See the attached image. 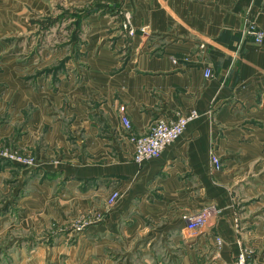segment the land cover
<instances>
[{
    "label": "crops",
    "instance_id": "1",
    "mask_svg": "<svg viewBox=\"0 0 264 264\" xmlns=\"http://www.w3.org/2000/svg\"><path fill=\"white\" fill-rule=\"evenodd\" d=\"M45 1L0 0V29L32 27L25 18ZM72 1L70 42L27 60L36 71L26 78L12 64L0 73L9 81L0 142L33 157L0 163L21 223L41 233L54 220L64 238L72 221L98 209L103 219L76 233L80 252L98 262L227 264L247 248L248 264H264V41L245 32L250 18L264 29V0H106V11L98 0ZM121 105L136 132L179 108L200 114L160 155L137 161ZM212 203L216 217L188 232L186 214Z\"/></svg>",
    "mask_w": 264,
    "mask_h": 264
},
{
    "label": "rangeland",
    "instance_id": "2",
    "mask_svg": "<svg viewBox=\"0 0 264 264\" xmlns=\"http://www.w3.org/2000/svg\"><path fill=\"white\" fill-rule=\"evenodd\" d=\"M44 4H48V8L39 9L32 6L31 15L25 18V23L31 24L32 27L27 29L25 27L24 30L19 31L9 30V27L0 29V73L5 71L7 66L11 67L10 64H12L19 76L26 78L25 75H29V72L36 71H33L35 67L29 66V63L26 65L27 60L35 57L42 60L43 57L54 56L56 50L60 51L59 45L66 41L70 42V28H68L70 19L68 15L71 10L74 12L76 9V2L72 0H48ZM94 5V7L106 11V0H98ZM61 11L64 16L62 15V20L57 21L61 18L57 16L58 12ZM128 33V35L133 36L136 29L134 33ZM75 39L79 40L78 38ZM61 51V56H66L65 52L70 51V48ZM55 63L57 61L54 60L46 66L44 64L41 67L43 69H40L41 72H52L53 68L57 66ZM6 76L15 77V75L11 77L9 74ZM0 79H4V77H0ZM8 82L7 79L0 80V95L8 86L6 84ZM3 150L14 151L22 156H31L29 151L13 144L10 145L5 140L0 142V152ZM5 161L18 165L27 164L0 155V163L4 164ZM2 179L0 181V264H106V255L104 261L100 260L101 263L98 262L100 258L97 255L87 256L86 252H80L83 245L79 246L82 241L79 240V234H76L87 226L83 218L84 215L93 217L96 213H101L104 217L102 211L94 209L84 212L79 217L80 219L72 221V225L64 228L66 234L70 233L73 228L75 229V232L68 234L67 237L61 238V230L54 220L45 228L44 232L38 233L34 228L26 229L25 225L21 223L22 210L16 205H12L18 195L7 191L5 177ZM9 197L12 202L7 200Z\"/></svg>",
    "mask_w": 264,
    "mask_h": 264
},
{
    "label": "built area",
    "instance_id": "3",
    "mask_svg": "<svg viewBox=\"0 0 264 264\" xmlns=\"http://www.w3.org/2000/svg\"><path fill=\"white\" fill-rule=\"evenodd\" d=\"M123 28L130 33L135 32V28L132 26L131 17L129 14H125V18L122 21ZM245 32L253 36L254 41L262 43L264 41V29L261 28L254 19L250 18L245 27ZM205 73L211 75L213 73L211 67L205 68ZM121 122L126 132V136L134 146V159L137 161H143L144 159L156 157L162 153L164 148L175 141L186 129L188 122L197 117L200 111L191 107L188 110L179 108L172 116H159L155 118L149 128L143 132H136L133 128V123L129 115L126 113L125 106H120ZM1 156H6L13 161L23 162L30 164L33 161L31 156H22L14 151L3 150L0 152ZM211 160L215 169L222 168V160L215 152V148L212 150ZM121 195L119 190H113L108 198V203L113 204L117 198ZM220 212V209L215 204H208L201 207L195 212L186 214V230L190 233L197 232L204 227L208 226L210 219L216 217ZM85 223L91 221H101L103 216L101 213H96L93 217L88 215L83 216ZM218 244L222 243V237H217ZM249 250L243 248L238 253L235 260L227 264H248Z\"/></svg>",
    "mask_w": 264,
    "mask_h": 264
}]
</instances>
